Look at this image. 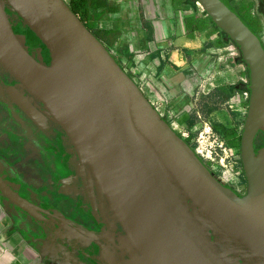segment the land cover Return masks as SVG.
<instances>
[{
  "label": "water",
  "instance_id": "obj_1",
  "mask_svg": "<svg viewBox=\"0 0 264 264\" xmlns=\"http://www.w3.org/2000/svg\"><path fill=\"white\" fill-rule=\"evenodd\" d=\"M198 2L249 68L247 193L212 174L66 0H0V98L56 143L99 231L49 208L0 159L13 218L98 264H264V42L230 0Z\"/></svg>",
  "mask_w": 264,
  "mask_h": 264
},
{
  "label": "crops",
  "instance_id": "obj_2",
  "mask_svg": "<svg viewBox=\"0 0 264 264\" xmlns=\"http://www.w3.org/2000/svg\"><path fill=\"white\" fill-rule=\"evenodd\" d=\"M88 24L170 126L210 118L235 158L250 98L248 65L198 0H95ZM70 5L71 0H66ZM11 216L0 195V264H76Z\"/></svg>",
  "mask_w": 264,
  "mask_h": 264
},
{
  "label": "flooded vegetation",
  "instance_id": "obj_3",
  "mask_svg": "<svg viewBox=\"0 0 264 264\" xmlns=\"http://www.w3.org/2000/svg\"><path fill=\"white\" fill-rule=\"evenodd\" d=\"M248 23L257 28L254 19H248ZM263 143L264 135L259 133L255 147H261ZM0 159L6 163L18 180L36 193L49 208H54L64 217L84 224L91 231H99V226L91 214L79 184L61 165L56 143L21 115L13 112L1 98ZM212 174L215 175L213 172ZM244 180H246L245 175H242V185L247 184ZM225 185L229 184L225 183ZM229 186L235 190V187ZM246 193L247 186L240 194ZM76 264L98 263L81 253L80 260Z\"/></svg>",
  "mask_w": 264,
  "mask_h": 264
},
{
  "label": "built area",
  "instance_id": "obj_4",
  "mask_svg": "<svg viewBox=\"0 0 264 264\" xmlns=\"http://www.w3.org/2000/svg\"><path fill=\"white\" fill-rule=\"evenodd\" d=\"M176 133L221 181L235 187L239 194L243 192L241 159L234 157L224 134L214 128L210 118L202 119L198 128L177 129Z\"/></svg>",
  "mask_w": 264,
  "mask_h": 264
},
{
  "label": "rangeland",
  "instance_id": "obj_5",
  "mask_svg": "<svg viewBox=\"0 0 264 264\" xmlns=\"http://www.w3.org/2000/svg\"><path fill=\"white\" fill-rule=\"evenodd\" d=\"M233 4H232V2ZM231 4L234 6H241L243 4H252V9L250 10L249 14L251 15L250 19H254L257 20L260 23V29H259V34L264 42V0H230ZM234 6V7H235ZM253 29L255 31H258V29L253 26ZM222 31V30H221ZM235 45H237L235 43ZM238 46V45H237ZM239 47V46H238ZM240 50V49H239ZM242 55V54H241ZM243 58V57H242ZM264 144V143H263ZM263 146V145H262ZM261 147H257V149L262 148ZM217 174V172H216ZM244 171H243V176H244ZM246 183V180H244ZM247 186V184L244 185V187H241V191H245V187ZM49 238V237H48ZM42 243L45 245V247H51L54 248L55 250L60 251L61 253H64L65 255L69 256L71 254V251H73V249H71L72 247L57 240V239H52L49 238L47 241Z\"/></svg>",
  "mask_w": 264,
  "mask_h": 264
},
{
  "label": "trees",
  "instance_id": "obj_6",
  "mask_svg": "<svg viewBox=\"0 0 264 264\" xmlns=\"http://www.w3.org/2000/svg\"><path fill=\"white\" fill-rule=\"evenodd\" d=\"M232 4H233V2H232ZM97 6H98V3L95 0H71V2H70V7L72 8V10L82 20V22L88 27V29L90 31H92V28L90 27V25L88 24V21H87V19H88V13H89V10L90 9H96ZM252 7H253L252 4H243L241 6H235V8L238 11V13L247 22H248V19H250V17H251V15L249 14V12L252 9ZM255 24H256L257 29H258V31H256V32H259L260 23L257 20H255ZM252 29H253V27H252ZM223 33L225 34V36L227 37V39L229 41H231L233 44H235V42L225 32H223ZM241 57H242V55H241Z\"/></svg>",
  "mask_w": 264,
  "mask_h": 264
}]
</instances>
